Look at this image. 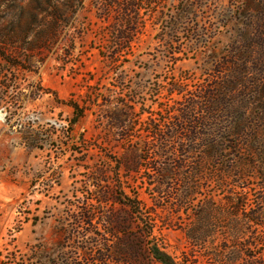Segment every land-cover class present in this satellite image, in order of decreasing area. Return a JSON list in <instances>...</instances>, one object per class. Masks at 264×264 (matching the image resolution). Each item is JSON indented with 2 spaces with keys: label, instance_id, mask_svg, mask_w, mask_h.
Listing matches in <instances>:
<instances>
[{
  "label": "rangeland",
  "instance_id": "rangeland-1",
  "mask_svg": "<svg viewBox=\"0 0 264 264\" xmlns=\"http://www.w3.org/2000/svg\"><path fill=\"white\" fill-rule=\"evenodd\" d=\"M124 1L0 0V264H141L148 243L178 264H264L263 224L246 223L237 242L222 227L206 250L194 247L185 236L194 204L160 196L149 167L176 163L143 151L203 142L180 128L201 126L186 107L196 101V118L208 117L204 96L235 69L253 89L227 100L251 105L204 126H264V0H139L127 17ZM125 21L139 26L131 44L114 33ZM72 103L84 110L76 124ZM178 177L168 179L174 193ZM249 178L258 209L264 180Z\"/></svg>",
  "mask_w": 264,
  "mask_h": 264
},
{
  "label": "trees",
  "instance_id": "trees-1",
  "mask_svg": "<svg viewBox=\"0 0 264 264\" xmlns=\"http://www.w3.org/2000/svg\"><path fill=\"white\" fill-rule=\"evenodd\" d=\"M108 1L117 4L123 0ZM141 10L142 6L139 4V0H125L122 3V11L126 17L132 13L133 15L139 14ZM138 29L139 26L131 30L125 21L123 25L114 29V33L121 42L131 44L134 40L130 35L137 33ZM248 74L247 71L240 69L237 72L235 69L233 81H219L210 86L212 91L208 96H204L208 117L207 115L203 116L200 120L196 118L198 107L196 101L189 103L186 107V121H192L196 125L201 121V123L199 122L201 126H180V128L184 131L192 130V133L200 135V138L204 136L203 142L194 144L195 138L191 137L193 144L185 146L179 143L171 149L164 140L166 134H161L160 139L164 141H161L157 146H152V148L148 146L147 149L143 150L148 156H153L155 160L170 159L176 163V168H174L169 167L170 164L167 163L157 165L149 162V167L159 176L156 182L158 189L156 192L160 196L167 195V192L172 193L170 194L172 199L170 203L178 209L185 207L188 203L194 204L190 221L185 228V236L194 247L201 250H206L207 244L213 243L217 239L222 227H228L230 236L237 242L245 239L248 235L246 223L264 225V198L260 200V207L256 209L254 202H252V188L249 183L250 173H254L256 177L264 180V126H204L206 118H208L210 125H220L218 123L221 120L217 118L220 112L232 110V117L235 116V110L242 111L241 109H243V112H246V109L251 105L248 98L242 97L243 102H246L244 106L240 102L232 103L227 98L241 86L248 90L253 89L252 81L245 76ZM255 83L254 85H257L256 87H259L260 90V82ZM216 96L218 98L220 96L222 99L218 100ZM70 105L74 107V116L70 122L76 124L83 116L84 110L77 103ZM262 108L263 116H259L258 119L264 121V103ZM236 114L238 113L236 112ZM229 138L230 144L226 142ZM187 169L189 171H186ZM176 172L179 174V184L177 188L175 187L176 192L174 193L168 186V179ZM211 189H214L215 194L206 195L199 202H195L200 195H203V191L210 193ZM222 193H224L223 198H218V195ZM125 198L126 200L122 202L124 205L130 207L134 213L143 215L140 210L141 202L127 195ZM168 205L170 204L161 203L158 204V208L166 209ZM227 219L232 222L225 225ZM154 228L155 225L152 224L146 231L144 234L146 239L153 237ZM249 247L250 245L244 244L242 249ZM144 250L145 261L141 264H151V262L178 264L157 243H148ZM208 252L209 254L214 253L209 250ZM126 261L130 264H136L133 258L126 259ZM16 264L18 263L16 262Z\"/></svg>",
  "mask_w": 264,
  "mask_h": 264
}]
</instances>
